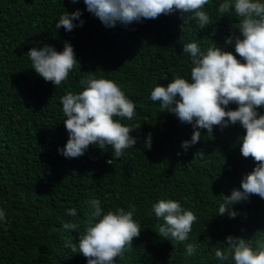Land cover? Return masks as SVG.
<instances>
[{
    "label": "trees",
    "instance_id": "16d2710c",
    "mask_svg": "<svg viewBox=\"0 0 264 264\" xmlns=\"http://www.w3.org/2000/svg\"><path fill=\"white\" fill-rule=\"evenodd\" d=\"M221 2L205 6L211 24L200 29L196 21L185 24L179 12L106 27L83 0H0V208L7 213V224L0 223V264H87L64 247L66 240L77 242L78 233L62 226L73 221L83 231L91 199H99L105 213L136 207L140 235L116 264H222L214 253L227 246V236L264 238V199L258 195L232 205L235 218L217 215L222 194L240 190L241 179L255 166L240 153L245 130L239 123L214 127L212 136L200 129L201 140L184 151L181 144L191 140L192 126L149 98L157 84L167 86L176 75L190 79V55L183 53V44L197 42L206 49L214 42L236 55L224 40L238 35V18L219 17ZM76 10L82 26L71 32L55 27L62 14ZM66 41L79 65L56 87L34 72L27 52L45 45L60 52ZM88 72L119 83L136 105L135 119L121 122L141 124L131 133L137 143L119 159L111 146H89L73 159L58 152L68 139L60 98L82 91ZM149 133L151 150L144 145ZM198 151L203 158L195 155ZM158 199L179 201L196 214L184 242L198 243L193 256L185 255L184 243L156 233L163 221L151 206ZM69 208L77 210L76 217L66 215Z\"/></svg>",
    "mask_w": 264,
    "mask_h": 264
},
{
    "label": "clouds",
    "instance_id": "9594fccd",
    "mask_svg": "<svg viewBox=\"0 0 264 264\" xmlns=\"http://www.w3.org/2000/svg\"><path fill=\"white\" fill-rule=\"evenodd\" d=\"M73 3L78 0H72ZM87 11L94 14L106 27L117 23L130 25L143 20L157 19L175 12L182 14L185 24L196 21L200 29L211 24L205 6L210 0H83ZM219 17L234 15L238 18V35L225 38V45L234 48L223 50L214 42L202 49L197 42L183 44V53L190 55V79L176 75L167 86L157 84L150 93V100L158 102L163 111L174 114L181 123L192 126L190 141H183L184 151L201 140L200 129L212 136L213 128L223 129L239 125L245 130L240 138V153L255 162L252 171L245 174L240 190L233 189L223 195L218 214L235 218L237 212L231 206L247 201L251 195L264 199V0H222L217 8ZM190 14V15H189ZM82 13L76 10L65 12L55 24L57 29L71 32L82 26ZM79 21L74 24L73 21ZM34 72L59 87L69 73L79 65L73 47L65 42L63 50L54 47H32L27 52ZM239 57V59L237 58ZM85 87L79 93L68 91L60 98L63 120L68 139L58 152L73 159L84 155L89 146L100 150L106 146L113 149V157L119 159L126 149L133 148L137 139L131 135L141 124L122 123L133 121L137 115L135 103L124 93L119 83L106 78H97L93 72L85 73L80 82ZM235 104L233 110L228 106ZM151 150V134L144 141ZM179 155V153H178ZM195 155L204 157L202 151ZM90 213L83 231L77 222L63 223V230L76 231L78 241L66 240L64 247L81 254L87 264H116L124 254L132 250V241L138 238L141 227L134 219L135 205L128 210L116 208L106 213L99 199L88 202ZM162 224H158L159 237L184 243L189 239L196 214L182 207L173 199H158L151 206ZM66 215L76 217L77 210L69 208ZM0 223L7 224V213L0 208ZM227 246L215 250V259L222 264H264V238L245 239L229 235ZM185 255L196 253L198 243H184Z\"/></svg>",
    "mask_w": 264,
    "mask_h": 264
}]
</instances>
